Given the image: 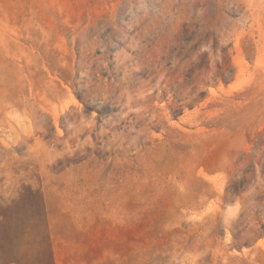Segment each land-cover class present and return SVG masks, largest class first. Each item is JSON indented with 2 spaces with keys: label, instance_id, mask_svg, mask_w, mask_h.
I'll list each match as a JSON object with an SVG mask.
<instances>
[{
  "label": "rangeland",
  "instance_id": "374dc122",
  "mask_svg": "<svg viewBox=\"0 0 264 264\" xmlns=\"http://www.w3.org/2000/svg\"><path fill=\"white\" fill-rule=\"evenodd\" d=\"M0 264H264V0H0Z\"/></svg>",
  "mask_w": 264,
  "mask_h": 264
}]
</instances>
